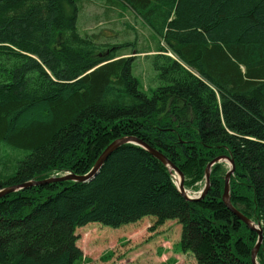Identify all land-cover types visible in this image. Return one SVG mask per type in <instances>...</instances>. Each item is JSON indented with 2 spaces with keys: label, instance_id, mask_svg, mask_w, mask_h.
<instances>
[{
  "label": "trees",
  "instance_id": "trees-1",
  "mask_svg": "<svg viewBox=\"0 0 264 264\" xmlns=\"http://www.w3.org/2000/svg\"><path fill=\"white\" fill-rule=\"evenodd\" d=\"M82 1L0 0V142L25 153L0 170V189L84 175L124 136L162 153L186 190L227 156L230 202L260 225L256 262L264 264V0H108L156 37L145 56L156 73L150 95L132 74L135 56H121L131 42L79 33ZM226 171L214 163L206 195L189 201L164 163L123 144L86 182L1 196L0 264H85L76 228L147 216L154 227L180 224L174 251H190L197 264H252L258 236L222 201Z\"/></svg>",
  "mask_w": 264,
  "mask_h": 264
},
{
  "label": "rangeland",
  "instance_id": "rangeland-1",
  "mask_svg": "<svg viewBox=\"0 0 264 264\" xmlns=\"http://www.w3.org/2000/svg\"><path fill=\"white\" fill-rule=\"evenodd\" d=\"M79 6L77 28L81 35L102 32L104 36L101 39L108 42L132 43L123 49L121 56L130 52L135 56L132 74L150 95V90L157 84L151 59L145 57L155 53L156 37L152 31L121 4H112L108 0H83ZM148 48L151 51L144 52ZM24 154L0 142V170L6 166L14 167L16 160L23 158ZM65 174L50 175L44 179ZM173 176L176 177L175 174ZM189 191L190 195H196ZM154 221L153 217L147 216L119 228L91 222L76 228V245L88 258L85 264H197L190 251H174L181 225L175 220H167L154 227ZM170 259L176 261L170 262Z\"/></svg>",
  "mask_w": 264,
  "mask_h": 264
},
{
  "label": "water",
  "instance_id": "water-1",
  "mask_svg": "<svg viewBox=\"0 0 264 264\" xmlns=\"http://www.w3.org/2000/svg\"><path fill=\"white\" fill-rule=\"evenodd\" d=\"M126 143H131V144H135V145H139L141 147H143L144 149H146L153 157L157 158L159 161H161L162 163H164L167 167H171L175 172H177L180 176V184L176 185L177 189L180 191V193L182 195H185L184 193V188H183V181H184V176L183 173L176 167L174 166L162 153H160L158 150L150 147L149 145H147L146 143H143L140 139L133 137V136H124L121 138H118L116 140H114L113 142H111L103 151L102 153L99 155V157L97 158V160L95 161V164L93 165V167L91 168V170L84 174V175H74V174H70L67 173L65 175H62L61 177L58 178H48V179H43V180H34V181H28L25 182L23 184L20 185H13L10 187H6L5 189L0 190V197L3 196L6 193L9 192H14L17 191L19 189H22L24 187H28V186H35V185H43V184H47V183H51L54 181H66V180H71L74 182H86L88 180H90L91 178L94 177V175L98 172V170L101 168V166L103 165V163L105 162V160L107 159V157L114 151L116 150L119 146L126 144ZM228 162L229 164V171L225 174L224 177V187H223V193H222V201L224 203V205L234 214L238 217V219L242 220L250 230L255 231L257 233V241L251 251V261L252 264H257L256 262V255H257V250L260 246V243L262 241V229L260 228L259 224H255L253 221H251L250 219H248L245 215H243L240 211H238L230 202V190H229V178L230 175L233 173L234 171V162L231 158L227 157V156H218L216 158H214L213 160H211L205 169V185L203 187V190L201 191L200 195L198 197H193L190 198V200H200L202 199L208 189H209V173H210V167L217 162Z\"/></svg>",
  "mask_w": 264,
  "mask_h": 264
},
{
  "label": "bare ground",
  "instance_id": "bare-ground-1",
  "mask_svg": "<svg viewBox=\"0 0 264 264\" xmlns=\"http://www.w3.org/2000/svg\"><path fill=\"white\" fill-rule=\"evenodd\" d=\"M223 163H225L226 164V162H223ZM95 164V163H94ZM93 164V165H94ZM227 165V171L225 172V174L229 171V164H226ZM93 167V166H92ZM91 167V168H92ZM168 168V170L170 171V174H171V177H172V180H173V182H174V184H175V186L176 185H179L180 184V176H179V174L177 173V172H175L171 167H167ZM91 170V169H90ZM89 170V171H90ZM88 171V172H89ZM87 172V173H88ZM86 174V173H85ZM176 175V177H174L173 175ZM225 174L223 175V187H224V177H225ZM231 176V175H230ZM55 178H58V177H55ZM204 185H205V176H204V182L200 185L201 187L198 189V190H196V192L195 191H193L194 192V194H196V195H190L189 193H188V191L184 188V193H185V195H186V197L184 196V195H182L181 193H180V191L178 190V192L186 199V200H189V201H197V200H190V198H193V197H198L199 195H200V193H201V191L203 190V187H204ZM176 188H177V186H176ZM223 191L224 190H222V193H223ZM190 192V191H189ZM222 196V195H221Z\"/></svg>",
  "mask_w": 264,
  "mask_h": 264
}]
</instances>
